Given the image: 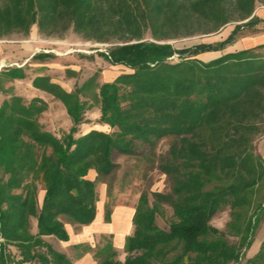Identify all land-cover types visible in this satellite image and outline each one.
Instances as JSON below:
<instances>
[{
    "label": "trees",
    "instance_id": "trees-1",
    "mask_svg": "<svg viewBox=\"0 0 264 264\" xmlns=\"http://www.w3.org/2000/svg\"><path fill=\"white\" fill-rule=\"evenodd\" d=\"M225 1L244 10L242 19L253 15L255 0H7L0 6V33L34 23L62 24L103 41L117 38L121 43L105 57L132 70L101 83L93 75L74 91L49 75L32 79L35 88L62 103L72 120L71 127L56 134L40 122L48 109L42 97L13 94L2 102L0 264H73L46 236L68 240L65 218L80 225L94 221L97 184L115 169V151L135 154L138 142L156 146L164 138L172 139L161 166L172 191L155 192L152 203L142 193L125 258L107 246L98 264L241 262L264 216V194L257 197L264 184V157L255 148L264 121V55L258 52L264 44L206 62L201 54L233 44L240 25L217 43L180 49L162 42L164 33L155 31L156 40L142 37V22L177 26L188 17L182 13L186 7L221 27L232 20ZM3 75L26 77L20 67ZM95 108L99 127L82 133L80 126ZM39 185L45 188L42 201ZM164 203L173 209L168 229L156 222ZM227 208L230 219L222 230L212 221ZM110 215L107 209V221ZM248 264H264V241Z\"/></svg>",
    "mask_w": 264,
    "mask_h": 264
},
{
    "label": "rangeland",
    "instance_id": "rangeland-1",
    "mask_svg": "<svg viewBox=\"0 0 264 264\" xmlns=\"http://www.w3.org/2000/svg\"><path fill=\"white\" fill-rule=\"evenodd\" d=\"M6 1L0 0V6H3ZM224 5V8L232 14V20L221 27H215L214 18L198 17L193 9L186 7L182 10V13L188 17L185 16L186 19L182 20L177 26L152 27L149 21L142 22L144 24L142 25V37L144 40H156L155 31H157V35H163L162 33H164L165 36H163L161 41L171 43L175 48L180 49L203 42L217 43L227 37L226 28L232 31L236 25H240L238 36L250 35L255 30V23L248 22L252 16L242 19V15L245 12L238 4H231L230 1L226 3L225 1ZM260 5H264V0H255L254 7L256 8ZM190 23L192 27H187ZM61 25L57 27H40L38 23H34L29 29H26V27H11L0 33V44L2 43L3 47H5L4 51L7 53L5 57H8L4 60L5 65L0 69L3 83L0 99L4 101L15 94L17 79L11 80L3 75L14 68L20 67L26 74L22 82V90L25 93V97L32 94L30 93L32 88L28 85V82L39 75H49L52 77V81L59 83L66 90L74 91L93 75H96V80L101 83L110 79L111 76L121 70V66L109 63L105 55L112 47L121 43L122 40L110 38L108 41H103L90 37V34L78 31L73 26L63 27ZM3 28L6 29V27ZM35 38L38 41H35ZM133 41H136V39ZM35 42L38 45V50L32 57H28L29 52L22 45ZM233 44H228L223 50L215 51L212 54H201L200 57L207 62L225 53L239 51L233 50V48H229L231 50L228 51V47ZM258 52L264 55V49H259ZM171 59L176 62L179 60V56L176 54ZM64 71L66 72L64 73ZM89 94L91 93L89 92ZM51 105L54 108L53 118L48 114H44L47 109L40 119L46 130L51 129L52 121L57 119L56 117L63 107L59 100H54V103L48 104V108ZM261 126L263 131L257 135L255 148L257 153L262 154L264 157V121L261 122ZM171 141V138H164L156 146L138 142L136 153L131 155L118 151L114 152L115 169L109 175L102 176L97 184V201L102 200L104 202L106 211L107 209L112 211L114 205L124 202L137 205L142 193H146L149 196L150 203H152L155 192L170 193L172 191V181L161 168L168 157ZM39 186V189L45 190L42 185ZM263 194L264 184L260 186V192L257 197L261 199ZM104 197L106 201H103ZM172 219L173 209L168 203H164L161 212L156 216V222L161 228L168 229ZM229 219V208H227L218 213L212 223L218 228L226 230V224ZM64 221L71 225L75 224L67 221L66 218ZM33 224L34 222L31 220L30 230L35 233V225ZM231 239L234 240L235 238L231 237ZM0 240L4 239L0 236ZM106 240L111 241L101 237L99 241L96 240L94 243L99 246L102 243H106ZM263 241L264 216L256 230L251 247L246 250V254L239 264H248V259L256 255ZM10 249L14 248L10 247ZM99 254L101 257L102 254L100 252ZM125 256L126 253L124 251L118 254V258L121 257V259H124Z\"/></svg>",
    "mask_w": 264,
    "mask_h": 264
},
{
    "label": "crops",
    "instance_id": "crops-1",
    "mask_svg": "<svg viewBox=\"0 0 264 264\" xmlns=\"http://www.w3.org/2000/svg\"><path fill=\"white\" fill-rule=\"evenodd\" d=\"M252 17H256L258 22L254 24L255 30L250 35H241L235 41L233 45L228 47V51L233 48V50H242L246 48L256 47L258 45L264 44V5L257 6L254 10ZM227 35L231 32L230 29L226 28ZM226 38V37H225ZM36 39V38H35ZM35 41H38L37 39ZM12 46V45H11ZM25 46V50H28L29 56L32 57L37 52L38 45L37 43H31ZM3 44H0V62H4V60L8 57H5L7 54L4 51ZM14 48V47H12ZM215 52H207L206 54H212ZM121 66V70L111 76L110 79L104 81H112L116 76L124 72H131L132 70L124 65ZM66 71H64L65 73ZM54 76V75H53ZM24 79L16 80V90L15 94L25 96L24 91L22 90V82ZM103 82V81H102ZM28 85L32 88L30 90V96H26V98H32L33 96H40L45 99L48 104L54 103L56 100L51 94L39 90L32 85V79L28 82ZM30 88V89H31ZM3 102V99H0V105ZM52 106V107H51ZM44 113L48 114L50 117L54 114L53 105ZM63 108V109H62ZM59 115L56 117L57 119H52V127L48 129L53 131L55 134L60 132L61 130H65L72 125V120L68 116L65 107L63 106ZM99 116V109L95 108L92 112L88 114V121L83 123L81 127V132H86L87 130L95 127H99L96 125V119ZM46 120V119H45ZM47 123V122H46ZM91 178H95V174L90 175ZM44 189H39V200L42 201L44 196ZM106 201L105 197L104 200ZM136 210L135 203H121L114 205L110 215V221L106 220V208L104 206V202L102 200L97 201V214L92 223L89 225H80V224H69L66 221V229L69 234L68 240H60L55 236H46L47 241H49L55 249L58 251L65 253L68 257L71 258L73 264H98L100 262L101 257L99 252L103 250L105 247L110 246L112 249H115L119 252L124 250L125 242L127 236L131 235L134 226H133V216ZM35 225V232L37 230V221L35 218L32 219ZM103 237V239H110L111 241H107L106 243H102L99 246L94 243L99 241V238ZM254 248V247H253Z\"/></svg>",
    "mask_w": 264,
    "mask_h": 264
},
{
    "label": "built area",
    "instance_id": "built-area-1",
    "mask_svg": "<svg viewBox=\"0 0 264 264\" xmlns=\"http://www.w3.org/2000/svg\"><path fill=\"white\" fill-rule=\"evenodd\" d=\"M5 65L4 62H0V69Z\"/></svg>",
    "mask_w": 264,
    "mask_h": 264
}]
</instances>
